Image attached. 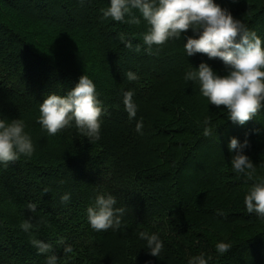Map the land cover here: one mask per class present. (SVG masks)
Here are the masks:
<instances>
[{
  "label": "trees",
  "instance_id": "obj_1",
  "mask_svg": "<svg viewBox=\"0 0 264 264\" xmlns=\"http://www.w3.org/2000/svg\"><path fill=\"white\" fill-rule=\"evenodd\" d=\"M214 3L264 46V0ZM109 6L110 0H0V120H22L35 148L31 157L0 163V264H47L32 236L54 245L57 264H189L201 254L207 264H264V217L249 214L244 203L264 182V107L243 126L228 120L198 81L184 78L201 63L226 74L219 58L187 56V37L198 33L189 29L149 50L146 22L103 19L101 9ZM129 71L138 78L128 80ZM83 75L101 101L100 139L89 142L74 122L49 135L39 123L40 104L50 94L66 96ZM127 91L134 93V118L123 103ZM205 118L215 125L207 137ZM233 137L249 143L251 175L232 168ZM98 195L115 197V207L125 209L119 227L90 226L87 208ZM25 221L33 225L28 233ZM142 231L163 242L159 257L148 254ZM60 240L73 251L65 254ZM220 242L230 251L219 254Z\"/></svg>",
  "mask_w": 264,
  "mask_h": 264
},
{
  "label": "clouds",
  "instance_id": "obj_2",
  "mask_svg": "<svg viewBox=\"0 0 264 264\" xmlns=\"http://www.w3.org/2000/svg\"><path fill=\"white\" fill-rule=\"evenodd\" d=\"M83 2V0H82ZM137 10L140 15H134ZM102 18H111L116 22L126 23L129 26L139 27L141 20L146 22L148 31L143 34L147 49L153 45L163 46L169 39H179L182 33L191 29L198 33V38L187 37L184 45L188 57L202 53L209 59L219 58L225 65L226 74L219 75L206 63H201L197 71L188 72L186 81H198L200 92L211 105L227 110L228 120L241 126L252 120L264 107V46L255 32L214 0H110L107 9H101ZM119 40L128 49L133 48L132 41L125 39L123 33ZM135 51H140L138 44ZM127 79L136 80L135 73H126ZM134 93H124L123 103L129 118L137 114V105L133 99ZM101 101L97 98L96 87L93 81L83 75L78 84L66 96L50 94L40 104L39 123L49 135H56L69 127L73 122L76 128L89 142L100 139L102 115ZM204 136L212 135L215 125H211L210 118L204 120ZM142 122L136 125L140 132ZM25 124L22 120L6 123L0 120V163L15 162L21 155L31 157L35 151L31 138L25 133ZM249 147L247 140L243 144L236 138H231L228 148L235 152L231 158L232 168L236 173L251 175L255 170L254 163L244 154ZM47 193V189L44 190ZM70 195L61 197V202L69 201ZM115 197L98 195L94 206L87 208L90 226L95 231H106L111 227H119L124 208L115 207ZM244 203L249 214L255 213L264 217V182L254 184L246 194ZM27 210L35 213L36 204H28ZM223 214V213H220ZM33 225L25 221L22 225L24 232H30ZM139 237L146 241L148 254L159 257L163 251V242L156 234L139 232ZM31 244L38 250V254L47 256V264H57L58 256L54 245L30 237ZM65 254L73 251L64 240ZM231 246L220 242L216 244L219 254L230 251ZM189 264H207L203 254L194 257Z\"/></svg>",
  "mask_w": 264,
  "mask_h": 264
}]
</instances>
